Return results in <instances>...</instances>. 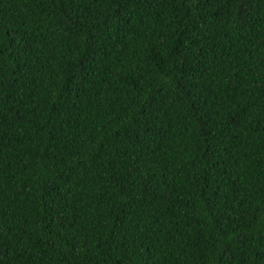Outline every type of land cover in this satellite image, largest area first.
Returning a JSON list of instances; mask_svg holds the SVG:
<instances>
[{"label": "trees", "instance_id": "1", "mask_svg": "<svg viewBox=\"0 0 264 264\" xmlns=\"http://www.w3.org/2000/svg\"><path fill=\"white\" fill-rule=\"evenodd\" d=\"M262 245L264 0H0V264Z\"/></svg>", "mask_w": 264, "mask_h": 264}, {"label": "snow or ice", "instance_id": "2", "mask_svg": "<svg viewBox=\"0 0 264 264\" xmlns=\"http://www.w3.org/2000/svg\"><path fill=\"white\" fill-rule=\"evenodd\" d=\"M237 2L243 11H247V5L250 3V0H237ZM228 251V249H224L219 253L217 264H229V261L225 259L228 256ZM251 264H264V245L251 258Z\"/></svg>", "mask_w": 264, "mask_h": 264}]
</instances>
